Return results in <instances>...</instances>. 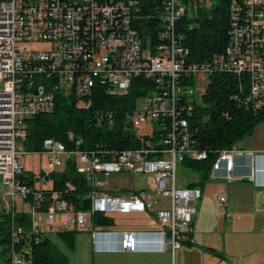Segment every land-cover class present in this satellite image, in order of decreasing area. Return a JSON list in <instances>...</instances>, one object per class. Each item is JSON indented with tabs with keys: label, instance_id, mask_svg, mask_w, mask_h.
I'll list each match as a JSON object with an SVG mask.
<instances>
[{
	"label": "built area",
	"instance_id": "built-area-1",
	"mask_svg": "<svg viewBox=\"0 0 264 264\" xmlns=\"http://www.w3.org/2000/svg\"><path fill=\"white\" fill-rule=\"evenodd\" d=\"M151 2L153 11L146 15L141 10L148 0H0V180L9 203L27 202L31 210L27 229L10 224V248L0 264H23L13 250L23 231L35 240L79 231L94 214L151 213L158 225L160 250L173 254L191 243L194 203L200 191L177 187L175 179L176 163L201 161L206 156L192 146L189 118L193 108L202 104L201 96L194 102L196 90L190 86L198 76L208 82L216 72L232 74L239 88L247 86L244 102L248 108L264 112V0H227L228 43L202 63L188 61L177 25L212 0ZM144 24H149L146 30H142ZM137 78L151 81L152 89L133 102L125 120L139 138L145 137L143 146L119 152L79 151L68 150L53 139L43 140L41 151L35 154L45 156L46 167L53 172L61 171L72 158L75 172L90 189L89 208L74 210L67 200L73 187L65 184L63 192H49L44 209L36 210L49 182L39 176L33 178L32 188L26 185L28 175L18 158L29 153L15 148L16 141L24 139L25 120L50 112L57 94L71 96L88 108L95 88L123 95ZM83 96L88 98L82 100ZM143 124L148 129L141 133ZM235 153L234 147L219 151L209 178H216L222 169V178L229 180ZM122 172L150 175L154 191L119 197L97 178ZM160 199H166L168 206H159ZM224 205V198L218 197L216 206ZM35 216L42 217L34 221ZM119 248L135 251L132 231L120 232Z\"/></svg>",
	"mask_w": 264,
	"mask_h": 264
},
{
	"label": "trees",
	"instance_id": "trees-1",
	"mask_svg": "<svg viewBox=\"0 0 264 264\" xmlns=\"http://www.w3.org/2000/svg\"><path fill=\"white\" fill-rule=\"evenodd\" d=\"M141 10L142 14L153 11L151 0ZM229 15L227 0H212L207 7H201L191 19L182 18L177 25V31L182 36V45L187 49V59L190 62L202 63L213 54H219L228 43ZM149 24H144L146 30ZM152 89L151 81L141 78L134 79L129 89L123 95H109L102 89L95 88L90 95L88 108L80 106L73 97H63L59 94L53 100L51 111L38 114L24 122L25 136L22 142L24 153H39L42 141L53 139L63 144L68 150H114L124 151L139 148L144 144V138L136 135L135 130L125 120V114L130 113L133 102L145 96ZM247 91L246 84L238 86L232 74L214 73L208 77V82L201 95L202 106L193 108L189 125L192 128V146L204 151L206 156L201 161L184 159L181 165L198 175L196 184L187 187H201L208 178L210 167L217 153L233 148L241 139L248 137L255 126L264 121V112L251 111L244 102ZM105 115L109 117L105 118ZM100 116H102L100 118ZM25 182L32 186L30 173ZM49 186L44 190L36 210H43L47 204L49 192H63L65 184L73 187L67 195V200L74 210L89 208L86 196L89 187L85 179L77 174L72 158L65 161L61 171L41 173ZM32 188V187H31ZM65 196L66 194H62ZM11 220L27 229L29 218L24 213L10 214L0 212V259L10 248ZM93 227H110V218L94 214L91 217ZM73 231L57 232L54 236L68 249L73 246ZM13 250L18 254L23 264H67L66 258L48 237L37 240L23 231Z\"/></svg>",
	"mask_w": 264,
	"mask_h": 264
},
{
	"label": "crops",
	"instance_id": "crops-1",
	"mask_svg": "<svg viewBox=\"0 0 264 264\" xmlns=\"http://www.w3.org/2000/svg\"><path fill=\"white\" fill-rule=\"evenodd\" d=\"M248 139L251 136L234 146L229 180L222 178L225 173L220 169L216 178L208 176L211 181L193 187L200 191V198L194 203L189 245L173 254L160 250L158 225L151 213L111 214L104 216L111 219L110 227H93L90 218L88 228L73 231V246L65 247L72 252L70 260L64 256L67 264H264V150H258L257 141ZM218 197L224 198V206H216ZM164 200L165 204L159 206H168ZM122 231L134 233V252L120 250ZM84 232L89 235L85 252L80 244V250H76L75 239ZM92 232L96 233L94 238Z\"/></svg>",
	"mask_w": 264,
	"mask_h": 264
},
{
	"label": "rangeland",
	"instance_id": "rangeland-1",
	"mask_svg": "<svg viewBox=\"0 0 264 264\" xmlns=\"http://www.w3.org/2000/svg\"><path fill=\"white\" fill-rule=\"evenodd\" d=\"M43 46H37L35 49H43ZM196 82L198 85H196ZM207 85V78L204 76H198L194 79L193 85L190 86L191 89L196 90V94L192 96V99L195 103H198L200 100V96L203 94L205 87ZM148 124H143L139 127V131L141 133L145 132ZM254 130V129H253ZM250 133L252 139L248 140H255L258 142V150H264V121L259 123L255 130ZM15 148L22 152V142L16 141ZM19 164L23 167V170L30 173L32 178H39L41 173H47L48 169L46 167V159L43 155L37 154H24L18 158ZM99 180L107 181V190L110 194L116 195L119 197H126L127 195L131 194L133 191H141L147 194H150L154 191L155 183L153 178L147 174H131V173H118V174H111L107 178H104L102 175H97ZM175 179H176V186L182 187L188 183H192L194 181H198V175L195 172L189 171L188 169L184 168L180 163H176L175 168ZM206 181H211L207 178ZM160 204H165L164 199L158 200ZM162 206V205H161ZM264 207V205H263ZM0 212L2 213H9L13 216L15 213L23 212L25 215H31V210L29 208V204L27 202H21L19 200H14L12 203L8 202L4 194V187L2 186L0 180ZM114 215V214H113ZM40 217L42 216H35L34 221H39ZM115 216L114 218L116 219ZM11 218V217H10ZM11 222L13 225L17 226L12 220ZM116 222V220H115ZM20 227V226H19ZM86 228H88V223L86 224ZM43 230V228H42ZM50 241L58 248V250L68 258L71 259L72 252L65 248V246L54 236L49 235L47 236ZM76 250H80L79 244L85 247L87 246V242L89 240L88 233H79L76 236ZM86 264V262H85Z\"/></svg>",
	"mask_w": 264,
	"mask_h": 264
},
{
	"label": "water",
	"instance_id": "water-1",
	"mask_svg": "<svg viewBox=\"0 0 264 264\" xmlns=\"http://www.w3.org/2000/svg\"><path fill=\"white\" fill-rule=\"evenodd\" d=\"M88 97H86V96H83L81 99L82 100H86Z\"/></svg>",
	"mask_w": 264,
	"mask_h": 264
}]
</instances>
